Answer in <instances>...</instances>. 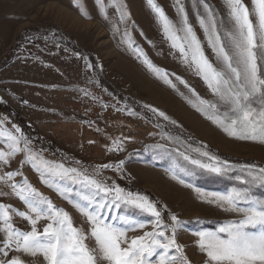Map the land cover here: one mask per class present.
Listing matches in <instances>:
<instances>
[{
    "label": "snow or ice",
    "instance_id": "1",
    "mask_svg": "<svg viewBox=\"0 0 264 264\" xmlns=\"http://www.w3.org/2000/svg\"><path fill=\"white\" fill-rule=\"evenodd\" d=\"M96 3L102 18L109 22L112 20L108 9H115L118 23H112V28L121 34V43L155 78L177 90L169 73L153 64L135 45L127 27L131 17L124 0ZM146 3L173 54L179 53L182 65L199 76L216 98L203 99L176 76L191 93V98L184 97L186 102L228 137L264 145V0H251V8L243 0H222L223 13L208 0H191L192 14L204 41L197 35L182 0H174L175 21L156 0ZM82 14L90 18L87 13ZM205 42L215 63L206 55ZM85 60L87 68L92 69L93 64ZM79 92L96 100L87 89ZM144 107L155 117L154 127L160 130V140L165 141L144 150L164 162L168 178L191 189L201 202L238 217L221 222L214 230L192 233L198 238L199 251L207 258L205 264H264V167L233 164L213 154L206 145L194 146L189 138L175 132L181 126L165 112L149 105ZM115 110L144 118L127 103ZM8 123L7 116L0 119V196L18 199L25 210L0 203V264H37L38 257L43 258V264H190L184 247L178 243V236L189 222L165 213L148 195L121 187L104 176L105 171L111 170L123 178L125 161L85 167L78 160L71 165L49 160L19 126L12 123L8 128ZM130 139L112 138L108 151H124V143ZM19 155L23 157L22 166L31 167L44 186L85 218L87 232L74 225L66 210L57 208L38 191L23 176L22 168L3 170ZM18 176L20 181L16 180ZM199 180L228 181L230 186L224 191H210L199 186ZM5 187L9 191H4ZM14 217L26 221L30 230L16 227ZM41 221H47L42 231L38 229ZM149 226L150 231H143ZM137 230L143 234L130 238L129 233ZM89 240H94V247L89 246Z\"/></svg>",
    "mask_w": 264,
    "mask_h": 264
},
{
    "label": "rangeland",
    "instance_id": "2",
    "mask_svg": "<svg viewBox=\"0 0 264 264\" xmlns=\"http://www.w3.org/2000/svg\"><path fill=\"white\" fill-rule=\"evenodd\" d=\"M182 2L197 35L204 41L192 14L191 0ZM208 2L225 12L222 0ZM243 2L251 8V0ZM124 3L131 17L127 27L135 45L143 49L153 64L169 73L177 90L155 78L121 43V34L114 33L112 28V23H118L114 8L108 9L112 20L109 22L102 18L96 0H0V101L12 110V113L0 110V119L8 117V128L12 123L19 126L17 121L23 119L34 132H24L19 127L31 137L37 148L44 150L49 160L66 162L48 148V145L55 144L71 153L75 157L74 162L78 160L85 167L125 161L123 178L111 170L105 171L104 176L121 187L151 194L165 213L171 212L181 221L189 222L178 236V243L184 247L190 264H205L207 258L199 251L196 244L198 238L192 233L203 229L214 230L221 222L238 217L201 202L191 189L168 178L164 162L158 160L154 153L144 150L157 142L165 143L160 140V130L154 127L155 117L144 106L165 112L181 126L175 132L189 137L188 142L194 146L206 145L208 150L221 157L253 161L257 167H264V145L228 137L186 102L184 97L191 98V93L176 80V76L185 80L203 99L212 101L216 98L199 76L182 65L179 53L173 54L146 0H124ZM156 3L173 21L177 20L174 0H156ZM120 27L123 30L124 25ZM68 41L95 56L96 66L87 54H80L68 46ZM204 47L206 55L215 63L206 42ZM85 58L93 64L92 69L87 68ZM102 79L108 81L118 94L110 90ZM82 88L92 93L96 100L84 97L79 92ZM125 103L144 118L131 117L115 110ZM101 104L112 107L102 108ZM124 137L131 138L125 141L124 151H108L112 138ZM22 159V155L17 156L10 167L3 170L22 168L23 176L38 191L51 199L57 208L66 210L72 216L74 225L87 232L89 225L85 218L66 200L44 186L31 167L22 166ZM16 180L20 181L21 177H16ZM196 183L210 191H224L226 186H230L228 181L199 180ZM3 190L9 191L6 187ZM0 203L19 211L25 210L15 198L0 196ZM13 222L18 228L30 230L27 222L19 217H14ZM46 223L41 221L38 229L42 231ZM150 230L149 226L143 231ZM143 231L129 233V237L142 235ZM88 244L95 246L94 240H89ZM37 264H43L42 257L37 258Z\"/></svg>",
    "mask_w": 264,
    "mask_h": 264
},
{
    "label": "trees",
    "instance_id": "3",
    "mask_svg": "<svg viewBox=\"0 0 264 264\" xmlns=\"http://www.w3.org/2000/svg\"><path fill=\"white\" fill-rule=\"evenodd\" d=\"M66 44L68 45V46H70L72 49H74L76 52H78V53H80V54H82V53H84V54H87L88 55V57H89V59L91 60V62L94 64V66H96V64H97V61H96V58H95V56H93V55H91V54H89V53H87V52H84L82 49H80V48H78V47H76L72 42H66ZM102 82L110 89V90H113V91H115V89H114V87L112 86V85H110L109 83H108V81H106V80H104V79H102ZM115 94H118L117 93V91H115ZM0 110L1 111H3V112H10V113H12V110L10 109V107H8V106H6V105H2L1 103H0ZM18 119H19V117H17ZM17 122H20V127L22 128V130L24 131V132H29V133H31V132H34L32 129H30V127H28V125L25 123V121L23 120V119H19V121H17ZM187 138H189V137H187ZM193 143L194 144H197L195 141H193ZM48 148L51 150V151H53V152H55V153H58L60 156H62L65 160H66V162L67 163H72V162H74V159H75V157L71 154V153H69V152H67V151H65V150H63L62 148H60V147H58L57 145H55V144H50V145H48ZM218 154V153H217ZM221 157V156H220ZM224 159H227L230 163H235V164H243V163H249V164H255L256 165V163H254L253 161H247V160H243V159H239V158H232V157H226V156H222ZM221 157V158H222ZM261 166V165H260ZM141 193H144V194H146V195H148L152 200H154V201H157L156 199H155V197H153L151 194H149V193H147V192H145V191H140ZM158 202V201H157ZM158 204H159V206L161 207V204L158 202Z\"/></svg>",
    "mask_w": 264,
    "mask_h": 264
}]
</instances>
